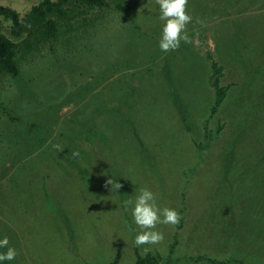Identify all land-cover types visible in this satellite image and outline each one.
<instances>
[{
  "label": "rangeland",
  "instance_id": "374dc122",
  "mask_svg": "<svg viewBox=\"0 0 264 264\" xmlns=\"http://www.w3.org/2000/svg\"><path fill=\"white\" fill-rule=\"evenodd\" d=\"M124 4L0 76V264H264V0H189L168 53L155 0ZM145 187L182 219L137 247Z\"/></svg>",
  "mask_w": 264,
  "mask_h": 264
},
{
  "label": "trees",
  "instance_id": "16d2710c",
  "mask_svg": "<svg viewBox=\"0 0 264 264\" xmlns=\"http://www.w3.org/2000/svg\"><path fill=\"white\" fill-rule=\"evenodd\" d=\"M126 0H42L24 15L9 7L0 6V76L19 77L21 66L30 56L49 46L51 51L65 38L80 29L95 25L96 10L111 5L123 12L129 11ZM10 24L7 25L6 23ZM223 68L213 62L212 85L217 98L213 113L225 98L226 91L220 86ZM1 106V105H0ZM135 264H162L160 258H138Z\"/></svg>",
  "mask_w": 264,
  "mask_h": 264
},
{
  "label": "clouds",
  "instance_id": "9594fccd",
  "mask_svg": "<svg viewBox=\"0 0 264 264\" xmlns=\"http://www.w3.org/2000/svg\"><path fill=\"white\" fill-rule=\"evenodd\" d=\"M155 3L159 6V19L163 21L162 35L159 40L160 50L164 53L173 52L179 49L181 41L191 43L187 33V25L193 21V15L188 10L189 0H155ZM196 22L203 24V20L198 17ZM54 147L60 148L59 145ZM74 155L79 154L74 153ZM106 183L112 186L113 191L122 187L113 179H109ZM156 201V194L146 187L139 189V194L134 200L123 201L126 211L131 206L133 222L140 229L134 238L137 247L162 243L164 235L157 230V225L176 226L182 219L180 212L170 207L160 208ZM9 245L7 236L0 239V248L6 249L5 252L0 253V262L12 261L17 257L18 252Z\"/></svg>",
  "mask_w": 264,
  "mask_h": 264
},
{
  "label": "crops",
  "instance_id": "0c3cea01",
  "mask_svg": "<svg viewBox=\"0 0 264 264\" xmlns=\"http://www.w3.org/2000/svg\"><path fill=\"white\" fill-rule=\"evenodd\" d=\"M42 0H0V6L9 7L21 15L26 14L33 5L38 4Z\"/></svg>",
  "mask_w": 264,
  "mask_h": 264
}]
</instances>
